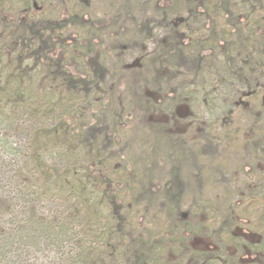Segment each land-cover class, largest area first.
Masks as SVG:
<instances>
[{"label":"trees","instance_id":"1","mask_svg":"<svg viewBox=\"0 0 264 264\" xmlns=\"http://www.w3.org/2000/svg\"><path fill=\"white\" fill-rule=\"evenodd\" d=\"M9 1L0 0V39H10L0 48V123L11 125L10 128L18 133L28 132L27 125H32L34 134L29 138L31 154L25 156L32 166L12 170L11 157L18 153L12 149L2 156L5 160L0 157V162L10 169L4 167L1 174L6 184L1 192L6 201L0 202V217H4V222H0L2 252L10 253L13 245L24 243L33 234H37V241L43 243L49 237L70 238L73 236L72 227L85 225L87 228L103 223L104 231L100 235L104 236H96V242H101V239L107 241V233L117 234L122 248L119 249H127L124 257L136 260V264H264V237L260 236L255 243L249 241V233L241 228L235 212L225 213L223 219L226 222L213 232L216 233L211 238L215 251H194L184 238L185 234L207 237V232L212 230L209 225L211 221L192 215L197 212L193 210V200L197 188H204L210 178L207 170L210 161L215 159L216 152L225 149L219 139L221 135H228L227 125L213 129L205 126L203 130L199 127L200 133L192 129L196 127L193 125L188 133L177 134L170 128V119L165 124L151 123L149 117L152 115L166 113L172 117L177 108L176 102L172 104L166 98L158 97L159 84L155 75L147 78V82L142 77V87L134 83L125 89L130 96L131 112L137 110L138 113H128L124 117L115 111L118 115L115 113L110 120L97 118L105 114L103 112L117 96V89L104 84L105 72L109 73L110 69L108 64L100 61L99 55L85 58L75 56L76 51L80 50L85 52L83 55H88V51L94 49V40L85 39L80 42L82 46H78L77 41L65 46L61 32L67 26L66 20L30 18L27 12L34 9L35 0H32V4L31 0L23 3L24 8L20 12L24 14L18 18V12L13 15L2 11ZM231 1L173 0L162 7L149 0L152 15L142 24L145 23L146 31H150L149 25L154 17L152 23L165 24L167 36L158 49L144 59L147 63L145 69H152L155 74L168 72L169 76L184 69L185 73L180 75L183 79L180 90L189 84L186 81L190 77L189 81L195 83L199 73H195V69L215 75L226 71L227 75L232 74V78L237 76L248 81L259 79L262 73L258 72L257 67H260L261 57L264 56V34L256 36V32L251 30L250 21L241 26L243 32L238 27L237 18L230 12ZM225 12L232 16L226 29L217 22L219 18H224ZM4 34L8 37H2ZM68 48H73L70 55ZM239 58L243 59L241 64L247 69L237 67ZM78 63L81 70L71 72L69 67H76ZM136 91L140 93L137 98L134 96ZM206 93L203 98L209 100L211 97L212 102L216 101L212 92ZM183 95L179 97L184 98ZM195 118L194 115L188 119L201 121ZM25 122L28 124L25 125ZM129 125L130 128L127 127ZM100 135L104 139L101 150L98 141H95ZM133 135L139 139V149L143 147L152 151L154 159L162 153L161 162L166 160L169 180L161 188L156 186L155 178L150 177L157 163L142 168L141 174L136 177L131 176L130 172H114L107 167L110 153L106 150L113 144L112 138H122V146L129 148V138L132 139ZM192 135L193 140L190 139ZM150 137L159 146L156 145L154 149L147 147ZM226 140L225 145H229V138L225 137ZM48 154L65 160L66 166H45ZM83 154L86 157L90 155L88 161ZM79 157L84 158L86 165L77 169L73 165ZM192 161L203 166L197 165L199 169L188 166ZM114 173L120 181L114 179ZM196 177L198 183L194 182ZM261 179L260 184L264 183L262 175ZM130 194L135 199L136 207L143 209L154 203L164 215L157 242L143 233L139 236L127 235L129 218L123 211L125 199ZM15 196L19 197L20 206L16 204ZM54 200L72 204L77 214L81 212L83 217L72 214L61 225L59 218L48 222L44 215L39 214L38 207L43 201ZM184 204L190 205L186 211ZM18 206L22 210L28 208V216H19L16 211ZM229 220H232L231 227H228ZM237 225L240 227L237 228L239 235L234 236L232 227ZM91 233L94 232L90 230L87 234ZM246 255L254 257L256 262H247ZM78 259L74 261L78 263ZM6 261L9 262L8 259Z\"/></svg>","mask_w":264,"mask_h":264},{"label":"rangeland","instance_id":"2","mask_svg":"<svg viewBox=\"0 0 264 264\" xmlns=\"http://www.w3.org/2000/svg\"><path fill=\"white\" fill-rule=\"evenodd\" d=\"M171 1L173 0H153V3L166 7L168 6L167 3ZM25 2L26 0H10L3 6L2 11L13 15L18 12V18H20L24 14L20 11L23 10V3ZM34 2L39 9H30L27 12L30 18L66 20L67 26L61 32L65 46L72 45L74 41H77L78 46H82L80 42L83 40L89 38L94 40V49L88 51V55H83L85 53L83 50L76 51L75 56L77 58L99 55L100 61L106 63V65L108 64L110 70L109 73L105 72L103 81L104 84L106 83L108 86L117 89V96L107 110L103 112L105 114H100L97 118L110 120L116 112L122 116L124 115V117L128 113H132V115L138 113L137 110L131 112L130 96L125 89L127 85L134 83L142 87V77L147 82V78H152L155 75L157 76L156 82L159 84L158 97L166 98L172 104L176 102L177 108L173 113L175 116L172 117H169L166 113L160 116L152 115V117H149L151 123L165 124L170 119L172 120L170 128L177 134L188 133L190 131L189 127L193 125L196 127L192 129L198 131L199 127L203 130L205 126L213 129L222 124L227 125L228 135H221L222 137L219 139L222 140L221 144L225 146V149L222 148V152H216L215 159L210 161L207 166L210 178L204 188H197L195 201L193 200V210L197 212L192 215L199 217L200 220L211 221L213 224L209 223V225L212 226V230L207 232V237H193L190 234H185L184 238L189 243V247L199 252L215 251L216 247L213 245L211 238H214L216 233L213 232L226 222L223 216L230 211L237 213L241 228L249 233L245 232L248 234L249 241L255 243L260 236L264 237V183L260 184V181H262L261 175L264 178V56L261 57L260 61V67L263 68L257 67L258 72L262 73L257 80L248 81L237 78V76L232 78V74L227 75L226 71L220 75H215L208 74L206 70L203 72L202 69H195V73L199 72L195 83L189 81L191 80L190 77L186 81L189 84H185L184 89L180 90V85L183 82L180 75L185 73L184 69L179 70L178 74L173 76H169L168 72L155 74L152 69H145L147 63L144 62V59L155 52L160 42L167 36L165 24L152 23L154 17H152L149 25L150 31H146L145 20L152 15L149 0H35ZM180 10L182 9L180 8ZM230 12L237 18V24L240 25L238 27L241 28L246 21H250L251 30L256 32V36L260 37L264 34V0H232ZM231 18L232 16L225 12L224 18H219L217 22L226 29L229 26H227V22H230ZM71 19L73 23H71ZM143 21L145 23L142 24ZM241 30L244 32L243 28ZM2 37L7 38L8 36L4 34ZM9 40L0 39V48L8 44ZM72 49L68 48V55L71 54ZM241 60L243 59L239 58L237 60V67L243 66L244 69H247L244 64H241ZM79 63L76 67H69V70L71 72L80 71ZM204 68L206 69L207 66ZM251 81L254 83H251ZM138 86H135V88ZM187 86L189 87L186 88ZM136 92L134 94L135 98L140 94L139 91ZM206 92H212V97L216 98V101L212 102L211 97L209 100L203 98ZM180 94H185L186 97L183 95L184 98H180ZM135 102L136 100L134 104ZM117 113L116 115H118ZM194 115L196 116L195 119L201 121L188 119L190 116L193 118ZM128 120L131 121L132 119ZM94 121L95 119H93ZM133 121L135 122L134 119ZM26 124L28 122H25ZM10 127L12 126L0 123L1 159L5 160V157L2 156L12 149L18 152L17 155L13 154V157H11L13 158L10 165L12 170L18 171L22 166H32L30 160L27 162L25 156L31 154L32 151L29 138L34 134V126L27 125L28 132L20 133ZM127 127L130 128V125ZM23 128L25 129L24 126ZM195 130H193V133H196ZM133 131L135 135V128H133ZM134 135L132 139L129 138L131 142L129 148L122 146L124 142L122 138L111 137L113 144L107 147L106 150L107 153H110L107 167L114 172H130L131 176L136 177L141 174L142 168L157 163L151 176L148 175L153 176L156 186L161 188L169 180L166 169L169 166H167L166 160L161 162L162 153L158 154V160L157 155L155 159L152 157V151L143 147L139 149V139H136ZM194 135L190 136L191 140L194 139ZM129 137H131V134H129ZM225 137L229 138V145H225L227 143V140L224 141ZM95 141H98V145H100L98 147L101 150L104 145L103 136H97ZM147 141L150 146L146 145L149 148L154 149L153 147L158 145L153 137H150ZM82 156L86 157V154ZM89 157L90 155L85 160L88 161ZM45 160V166H66L65 163H67L54 154L52 156L48 154ZM85 160L79 157L73 166L80 169L86 165ZM196 163L197 161H192L188 166H195L196 169H199L197 165L199 167L203 166ZM4 167L10 170L6 164L0 162L1 203L6 201L1 195L2 188L6 185L1 175ZM131 176L129 180L132 179ZM114 179L120 181L115 173ZM138 179L141 178L138 177ZM194 182L198 183L197 177ZM125 200L123 214L129 218L127 219V235L139 236L143 233L148 237L151 236L152 241L157 242L161 235L159 234L161 224L164 223L165 219L157 205L152 203L143 209L142 207H136L135 199L131 194ZM15 202L20 206L19 197L15 199ZM60 202V200L41 202L38 207L39 214L44 215L48 222H53L56 218H59L60 225L70 219V216H73L72 214L83 217L81 212L77 214L72 208V204ZM19 206L16 209L19 216H28L29 209L24 208L22 210L23 208H19ZM183 206L185 211L190 207L189 204ZM22 212L24 213L22 214ZM3 218L0 217V222H4ZM103 225L101 223L100 226L89 225L90 227L87 228L85 225L77 228L72 227L73 236L70 238L49 237L43 243H39L37 234H33V237H28L24 243L13 245L8 254L2 252L0 247V264H136V260L133 261L131 258L128 259L127 256L124 257L127 249L121 250L117 234L107 233L105 236L107 241L101 239V242H96L98 240H95L96 236L98 238L104 236L100 235L104 231ZM231 225L232 220H229L228 227H231ZM232 228L233 235L238 236L237 228H240L239 225ZM90 230L94 233L87 234ZM127 235L126 238L128 239ZM230 251L233 252L234 250L230 249ZM241 252L247 253L245 250H241ZM77 257L79 258L78 263L74 261ZM7 259L9 262L6 261ZM245 259L247 262H256L254 257L248 255Z\"/></svg>","mask_w":264,"mask_h":264},{"label":"water","instance_id":"3","mask_svg":"<svg viewBox=\"0 0 264 264\" xmlns=\"http://www.w3.org/2000/svg\"><path fill=\"white\" fill-rule=\"evenodd\" d=\"M33 8L36 10V9H39V8H37V5H36V3H33Z\"/></svg>","mask_w":264,"mask_h":264}]
</instances>
